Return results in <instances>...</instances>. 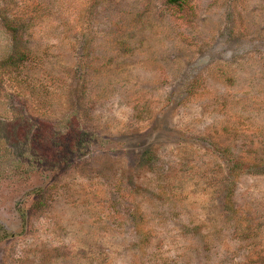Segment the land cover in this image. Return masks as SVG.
Returning a JSON list of instances; mask_svg holds the SVG:
<instances>
[{"label":"rangeland","instance_id":"374dc122","mask_svg":"<svg viewBox=\"0 0 264 264\" xmlns=\"http://www.w3.org/2000/svg\"><path fill=\"white\" fill-rule=\"evenodd\" d=\"M0 0V264H264V0Z\"/></svg>","mask_w":264,"mask_h":264},{"label":"trees","instance_id":"16d2710c","mask_svg":"<svg viewBox=\"0 0 264 264\" xmlns=\"http://www.w3.org/2000/svg\"><path fill=\"white\" fill-rule=\"evenodd\" d=\"M168 7L173 8L177 11H182L186 8L185 0H165Z\"/></svg>","mask_w":264,"mask_h":264}]
</instances>
